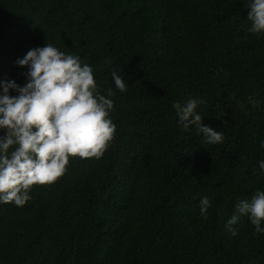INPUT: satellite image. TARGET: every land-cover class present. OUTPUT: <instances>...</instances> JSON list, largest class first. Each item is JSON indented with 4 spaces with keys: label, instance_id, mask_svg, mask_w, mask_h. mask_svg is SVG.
<instances>
[{
    "label": "trees",
    "instance_id": "obj_1",
    "mask_svg": "<svg viewBox=\"0 0 264 264\" xmlns=\"http://www.w3.org/2000/svg\"><path fill=\"white\" fill-rule=\"evenodd\" d=\"M249 24L244 0H0V79L22 84L14 61L47 39L113 88L116 124L101 158L0 204V264H264L247 216L225 228L264 189V35ZM189 96L223 143L182 130L172 105Z\"/></svg>",
    "mask_w": 264,
    "mask_h": 264
},
{
    "label": "clouds",
    "instance_id": "obj_2",
    "mask_svg": "<svg viewBox=\"0 0 264 264\" xmlns=\"http://www.w3.org/2000/svg\"><path fill=\"white\" fill-rule=\"evenodd\" d=\"M244 5L250 22L247 31L264 35V0H244ZM14 63L26 70L22 84L14 78L0 79V204L23 207L32 199L33 185L54 183L65 173L70 157L103 156L116 134L111 116L114 91L102 88L92 65L47 39ZM111 76L115 89L125 92L124 78L115 70ZM204 102L192 96L173 102L177 123L184 131L202 134L208 144L223 143L224 132L205 124L197 110ZM260 144L264 146V140ZM258 167L264 173V159ZM198 206L206 220L211 200L202 196ZM234 208L225 222L232 235L233 226L244 216L255 233L264 234V189L237 199Z\"/></svg>",
    "mask_w": 264,
    "mask_h": 264
}]
</instances>
